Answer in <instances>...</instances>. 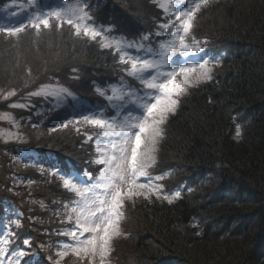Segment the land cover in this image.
I'll return each mask as SVG.
<instances>
[{
	"label": "trees",
	"instance_id": "16d2710c",
	"mask_svg": "<svg viewBox=\"0 0 264 264\" xmlns=\"http://www.w3.org/2000/svg\"><path fill=\"white\" fill-rule=\"evenodd\" d=\"M7 1L14 0L0 3ZM64 1L37 0L38 10ZM88 3L97 23L128 36L168 23L153 0ZM217 3L209 12L219 9L222 17L209 29L210 7L203 11L195 38L223 51L222 65L178 99L152 168L164 177L161 196L178 189L181 195L171 204L155 196L125 200L112 264H264V0ZM22 33L19 40L0 34V117L12 119L0 121V131L15 130L10 138L0 134V223L13 246L28 240L47 264L63 243L62 229L73 226L67 217L78 200L61 177L97 170L85 128L66 122L74 121L77 101L85 108L81 100H106L110 92L100 95L97 83L106 90L125 72L112 47L57 19L49 28L27 22ZM49 86L75 100L57 108L55 97L31 95Z\"/></svg>",
	"mask_w": 264,
	"mask_h": 264
},
{
	"label": "snow or ice",
	"instance_id": "6c2138e0",
	"mask_svg": "<svg viewBox=\"0 0 264 264\" xmlns=\"http://www.w3.org/2000/svg\"><path fill=\"white\" fill-rule=\"evenodd\" d=\"M179 3L180 0L176 3L172 0H162L159 4L166 14L175 10L178 13L176 21L179 23L173 25L175 30L169 33L172 38L162 41L159 50L154 51L151 47L145 49L151 55V59L129 56L124 49L133 47V43L125 44L122 40L111 41L104 38L107 42L102 46L111 48L115 45V50L121 53L120 62L130 65L127 74L138 80L145 91L139 94L129 86L122 85L119 88L112 87V95L106 97L111 103L114 100L123 101L127 96L128 101L125 103L130 101L134 104L139 109V114L129 111L119 117L120 110L125 104H114L112 106L117 109V116L105 117L100 113L83 117L88 124L102 130L95 140V145L99 154L96 163L104 167L99 170L98 182L89 187H84L70 173L61 177L64 188L74 192L80 199L72 202L75 206L71 208V214L67 217L69 223H72L74 216L75 226L60 233L68 236L71 243H61L57 247L53 264H61L68 256L74 257L79 264H84L85 261L87 264H95L97 258L99 264H107V257L112 251L111 242L121 234L120 221L123 217L121 210L125 200L140 197L150 199L154 195L157 199L166 200L171 204L180 197L179 191L161 196L160 186L152 181L164 177L162 175L152 177L148 169L156 162L157 144L163 135L161 125L169 114L175 112L179 102L177 98L186 94L188 88L211 81L213 70L218 66L219 60H214L212 57L201 58L194 63L173 66L172 57L177 52L183 57H189L205 51L203 42L192 35V29L197 12L202 5L206 6L209 0H189V6L183 9L179 8ZM86 7L87 3L84 0L83 3L78 2L59 11L53 10L36 15L29 23L37 29L41 25L49 28L50 19L55 17L61 22L72 25L77 35L83 33L95 40L103 34L87 23L92 17L85 11ZM169 27L170 23L160 25L165 31ZM22 30L23 27H17L9 32L15 34ZM161 34V32L156 33L157 36ZM148 38V36L143 37L144 40ZM135 46L137 51L144 47L143 44ZM178 77L181 79H177ZM97 91L100 95H104L103 90L98 88ZM42 92L44 89L31 95H40ZM62 93L71 95L67 89L46 94L58 96ZM11 107H23V105L13 104ZM240 134V126L237 125L236 136L239 137ZM88 138L92 139L91 135ZM141 177L147 179L141 181ZM67 207L68 205H65V208ZM85 233L91 235L85 236ZM8 242L7 239L4 241L5 244ZM18 255L23 257L24 252H19ZM48 259L53 260V256L50 255Z\"/></svg>",
	"mask_w": 264,
	"mask_h": 264
},
{
	"label": "rangeland",
	"instance_id": "374dc122",
	"mask_svg": "<svg viewBox=\"0 0 264 264\" xmlns=\"http://www.w3.org/2000/svg\"><path fill=\"white\" fill-rule=\"evenodd\" d=\"M89 1L92 2L93 0H89ZM153 1L155 3H157L158 6L162 2V0H153ZM78 2L79 3H83L84 0H71V1L59 2V3L55 4L52 8H46L47 7L46 6L45 7V11H39L38 10V6L36 4V0H14V1L1 2L0 3V34L3 33L5 35H7V37H6L7 39L19 40L20 37L23 34L22 33L23 30L22 31H19V32H16L15 34H10L9 30L15 29L17 27H23V29H25L26 23L29 22L30 20H34L36 15L46 14V13H48L50 11H53V10L59 11L61 9L67 8L69 5H75ZM172 2L173 3H176L177 0H172ZM2 3H4V4H2ZM86 3H87V7H89L90 3H88V0H86ZM217 4H218L217 3V0H209V3L206 6H204V5L201 6L200 11L197 12V14H196V19L194 21V27L192 29V35L196 36L195 35V26H196V23H198V25H200L199 20L201 19V15L204 13L203 11H205L207 8L210 7V9L208 10V12H209ZM188 6H189V0H180L179 8L183 9V8L188 7ZM87 7L85 8V11H87L89 13V10L87 9ZM218 10L219 9L212 10L209 13L207 12V15L204 14V16H206V20H207V24L206 25H207V27L209 29H211V27H213V24H215V21H217L219 18L222 17V13L221 12H218ZM176 14H178V13L175 10H171L167 14L165 13V15H166L165 18L168 19V23H170V27H169V29L167 31H165L164 29L161 30V33L162 34L159 35V37H162L161 40L157 39L156 32H154V33H147V34L144 33L145 34L144 36H148L149 37L147 40H144L143 39L144 36L139 37V38L133 37V36H128L124 31H120V29H116V27L109 26V25H104V24H101V23H97L95 21L94 16H93V11H91L89 13V15L92 17V19L89 20V21H87V23L93 25L97 30H99L100 32H102L103 36H98L97 37L101 41L102 45H103V43L107 42L104 39L105 37L108 38L111 41H120V40H122V41L125 42V44L126 43H133V45H134L133 47H131V48H127L126 47L124 49L128 53L129 56H131V57L140 56V57H146V58L151 59L152 58L151 55L148 54L145 51V49L151 47L154 51H157V50H159V45H160V43L162 41L170 40L172 38L169 35V33L173 32L175 30L174 27H173V25L179 23V21H176ZM52 19H56V18L55 17H52L50 19V21ZM50 21H49V23H50ZM64 23H66V22H64ZM198 28H199V26L196 28V30ZM116 30H118V32ZM151 34H154V36H151ZM80 35H83V33H81ZM152 39L157 40V42L153 41ZM139 44H143L144 47L140 51H137L135 45H139ZM112 48L114 49V52H116L118 54V56H119L118 58H119L120 65L118 67L123 68L124 69L123 72H125V73L122 74V75H119L116 78L115 82L108 86V89L103 90L104 92H106V91H109L110 92V93L105 94V96L107 97V96H111L112 95V91H111L112 87H118L119 88L122 85H127L130 88L136 90L139 94H143V91H145V89L143 88V85L138 80H135L132 76H129L127 74V69L130 67V65L125 64V63H121L120 62V55H121V53H119V52H117L115 50V45H113ZM204 49H205V51L207 50L205 47H204ZM205 51L203 53H205ZM203 53H200L198 55L189 56V57H183V56H181L179 54V52H177L176 55L172 57V64H173V66H175L176 64H182V63H194L197 60H200L202 58V55H204ZM177 79H181V78L178 77ZM98 85L99 84L97 83L96 84V86H97L96 87V90L98 89ZM190 88H192V87H190ZM60 89H63V88H60V87H57V86L45 87L44 92H42L40 95L43 98H46L47 100H50L51 99V98H49V96L55 97L56 98L55 106H57V108L61 107L66 102L68 103L69 97L71 99L75 100V97L73 95H67L66 93H62V94H60L58 96L57 95H47L46 94L48 92H58ZM188 90H189V88H188ZM188 90H187L186 94L188 93ZM186 94H184V95H186ZM184 95L178 97L177 99H182V97ZM126 101H128V97L127 96L124 97V100L123 101H115L114 100L111 103L109 101L107 102V111L108 112H111L113 114L112 116H109L108 114H110V113H107L105 110H103V111L96 110V107L90 108V106H85V108H81L82 106H77L76 105V107H75V109L73 111V114H72L73 115L72 118H73L74 121L66 122V124H75V123H78L77 125H75L77 127L78 126L80 127L82 125V127L85 128V132L88 135V137L90 135L92 137V139H89L88 138V141L92 140L93 145H94V152H93L94 159H92V163H93V166H96L97 167V170L95 169L96 173L94 174L92 171H89L87 173H82V176L81 177H77V176L71 174L72 176L76 177L77 180L80 181L84 187H89L92 184L97 183L98 182V179L97 178L99 176V170L104 167L103 165H99V164L96 163V160H97L99 154L96 152V145H95V140H96L98 134L102 130L99 129V128L93 127L92 125H90L88 123H81V124H79V123L80 122H85V120L83 119L84 116L99 115L100 113H103V115L105 117H114V116H117V109L112 106L114 104H125V107L122 110H120L119 117H122V116L126 115L129 111H131L133 114H139V109H137L135 107V105L132 104L130 101L127 102V103H125ZM77 103H78V101H77ZM178 106H179V102H178V105L176 106L175 112L177 111ZM5 116H7L9 118H0V121L2 123H10V124H12L11 116L9 114H5L4 116H1V117H5ZM119 117H117V118L119 119ZM172 117H174V115L169 114L167 116V119L161 125L162 129H164V125L166 123L168 124L169 122H171ZM91 130H94L95 131V134H92L91 133ZM14 131L15 130H12V129H5V130L3 129V130L0 131V134L1 135H6L8 138H10L12 134L14 135V133H13ZM51 133H54V130L51 129L50 132H49V135H51ZM165 134H166V131H163V135L159 139V142L157 144V151L155 152L156 161L159 158V155L161 154L162 145H163L162 140L164 139ZM146 179L147 178H145V177H141L140 178L141 181H145ZM152 182L155 184L154 180ZM97 191H99V190H97ZM173 191L171 192V194L173 193ZM71 192L72 191H70V193ZM72 193H74V192H72ZM153 196H151L150 198L152 199ZM77 199L79 200L80 198L77 196ZM176 200H178V199H175L173 201H176ZM74 206L75 205L72 203L71 204V207H70V210ZM4 224L5 223H3V222L0 223V228H2V231H3L2 232L3 236L0 238V246H1V249H0V257H1V259H2V257H4L3 250L6 251L10 247V244H8V243L5 244L4 243V241L6 239L8 240V237H9V234H7L8 233V229L4 226ZM74 226L75 225H74V221H73L72 228ZM68 229H70V228H66L64 231H67ZM120 229H121V226H120ZM62 232H63V229H62ZM88 235H91V234L90 233H85V236H88ZM118 237L119 236L115 237L112 240V242H111L112 251H111L110 255L107 257V264H109L111 262L110 260H111V257L113 255V251H114L113 249H114V247H116V246L119 245V241L121 239H118ZM62 242L63 243H71V240H70V238L68 236H64L63 239H62ZM120 242H122V241H120ZM24 244H25L24 247H26V245H28V243H24ZM10 249H12V246H11ZM7 252L8 251H6V253ZM19 252H22V251L21 250L18 251L16 249H14L15 255H17V257H18L17 260H19V258H21L18 255ZM15 259L16 258H14L10 254V257L9 258H5L4 259V262H5V264H15V261H16ZM55 259H56V257H55V255H53V260H55ZM25 260H28V258H26ZM53 260H50V261L52 262ZM32 261H34V260H32ZM34 262L35 263H38L37 261H34ZM75 262H78V261H76V259L74 257L68 256V257H66L61 262V264H74ZM16 263H17V261H16ZM0 264H1V262H0ZM84 264H87V261H85ZM95 264H99V259L98 258H97Z\"/></svg>",
	"mask_w": 264,
	"mask_h": 264
}]
</instances>
